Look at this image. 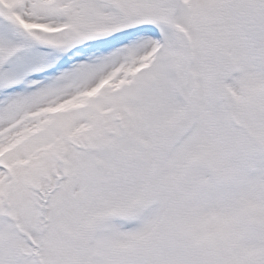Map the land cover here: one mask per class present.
<instances>
[{
  "label": "snow or ice",
  "instance_id": "1",
  "mask_svg": "<svg viewBox=\"0 0 264 264\" xmlns=\"http://www.w3.org/2000/svg\"><path fill=\"white\" fill-rule=\"evenodd\" d=\"M0 264H264V0H0Z\"/></svg>",
  "mask_w": 264,
  "mask_h": 264
}]
</instances>
